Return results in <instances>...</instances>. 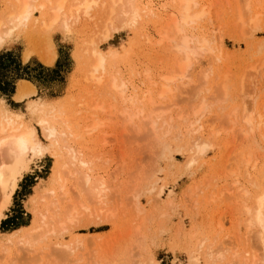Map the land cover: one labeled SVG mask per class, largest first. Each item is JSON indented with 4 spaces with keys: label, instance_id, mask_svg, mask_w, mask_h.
I'll return each mask as SVG.
<instances>
[{
    "label": "rangeland",
    "instance_id": "obj_1",
    "mask_svg": "<svg viewBox=\"0 0 264 264\" xmlns=\"http://www.w3.org/2000/svg\"><path fill=\"white\" fill-rule=\"evenodd\" d=\"M195 1L202 16L188 34L208 39L212 52H200L186 77L177 74L184 57L173 46L180 38L168 39L174 29L168 21L179 14L170 0H142L153 15L106 41L102 36L116 15L110 16L109 0L88 14L73 10L68 32L60 24L51 33L43 26L49 40L36 13V26L20 28L0 49V90L8 91H0V100L34 125L47 147L30 158L10 204L0 209V264H205V252L196 247L202 238L223 251V260L211 264H264L258 229L246 226V210L264 187V12L258 10L264 0ZM43 38L55 47L52 65L41 61L48 47ZM92 48L106 58L101 84L87 73L96 60ZM165 76L174 78L166 83ZM112 77L125 83L127 96L134 95L132 105L111 92ZM22 81L35 93L16 101ZM32 101L62 111L74 135L69 143L90 162L93 185L104 188L102 200L82 189L80 169L71 177L61 173L55 163L59 150L41 135ZM145 116L160 117L158 130L150 129ZM246 117L253 118L252 126ZM193 123L202 127L199 133H192ZM196 135L209 144L200 154Z\"/></svg>",
    "mask_w": 264,
    "mask_h": 264
},
{
    "label": "bare ground",
    "instance_id": "obj_2",
    "mask_svg": "<svg viewBox=\"0 0 264 264\" xmlns=\"http://www.w3.org/2000/svg\"><path fill=\"white\" fill-rule=\"evenodd\" d=\"M3 1H4V8H3L2 12H0V49L3 48L10 41V39L13 37L15 32L20 30V28L25 27L27 25H30L32 23H33V26H36V24L34 25V18H33L36 13L41 14L42 20L41 21L39 20L42 24L41 28L44 29V27H45L46 29L50 30L52 27H55V25L60 24L58 26L62 27V30L64 29L65 30L64 32H66L68 29H70L69 24H71L70 21H71V19H73V15L76 16L77 13L80 11L83 12L84 14H88L92 10L93 6L95 4H97L98 2L103 1L105 3V0H3ZM72 1H74L76 3L72 2ZM170 1L174 2V6L179 9V14L177 15V17L175 16V17L171 18L170 21H168L174 28L171 39L169 37H168V39L172 40V41L174 40V42H176L175 41L176 40L175 34H177L180 38L177 40V42H179V43L176 42V45L173 46L174 49H176V51L179 54L181 53L182 54L181 56L184 57V58H182L183 60L181 59L182 61L180 60V63L178 65L177 74L183 75L186 77L187 76L186 74L189 72V70H191V66L193 64V59L200 52L201 53H211L212 49L209 46V44H207L208 39L202 40L203 37H200V38L198 37L200 39V40H198V38L191 36V33L188 34V31L190 29L192 30L196 27V24H197L196 22L198 20H200V18L202 16L201 12L196 11V5H197L196 1L195 0H170ZM107 3H106V5H107ZM109 5L111 6L110 9L108 8L109 12L111 11L110 16H113L114 14H116L118 19H119L118 20L117 17H115L116 15H114L112 20L113 19L115 20V18H116L119 22H118V24H116L115 21H117V20H115L114 21L115 25H114L112 20L111 21L109 20V19H111V17L108 18V20H109L108 25H107L108 29L105 32L106 34L104 33L102 36V38L104 37V39H103L104 41L110 39L113 33L121 31L125 28L130 27V28H132V30H133V28H134V30H136V28L138 27L137 24L140 23L139 19L141 18V16L143 17V15H144V17L145 16L150 17L153 15V8L151 7V5L149 3L148 4L143 3L142 0H109ZM107 7H109V6H107ZM73 10L77 13L72 14ZM258 10L260 12H264V5L260 4ZM248 12H249V14H253L254 17L257 16V15H255L256 11L248 10ZM248 21L252 22L251 20H248ZM35 23H36V21H35ZM68 26H69V28H68ZM37 27H40V23H39V25H37ZM41 28H39V29L41 30ZM46 29H44L45 32L47 31ZM40 32H43V30H41ZM47 32L44 36L47 35ZM50 33H51V30H50ZM44 38H43V40H41V43L43 41H45L44 43H46L49 40L48 35H47L48 40L44 39ZM164 38L165 37L162 36L159 39L158 43H161ZM47 45H48V47H46L47 50L45 49V52L40 55V58H41V61L43 62V64L52 65L54 60H55V57H56V50H55L54 45L50 41L47 42ZM43 46H46V45L42 44V47ZM43 48H45V47H43ZM92 50H93V48H92ZM91 53H93L91 55L92 57H93V55L96 56V60H94L95 57L92 58L94 60V64H92L93 65L92 68L90 66V68L92 69V72L88 71L87 73L88 74L91 73L90 78L92 80L96 81L98 84H101V83H103L102 75L104 72H106L105 71V69H106L105 67L107 64L106 58H105L104 54L101 53L100 51L93 50V52H91ZM91 53H89V55ZM29 55H30V53H26L24 57L27 59ZM93 60L91 61V63L93 62ZM101 73H102V75H101ZM88 76H90V74ZM173 78L174 77L165 76L163 78V80L167 83V82L173 80ZM110 81H111L110 88L112 90L111 92L118 94L119 100L121 98L122 101L121 100L120 101L122 103H125V104L128 103V106H129V104L132 105V101L134 100V99L132 100V98L134 95H131L132 96L131 97V96H127L125 94L126 93L125 89L127 87L125 85V83L124 82L119 83L118 80L116 78H113V77ZM22 82H23V84H20L18 86L16 93L14 95V99L16 101H22L25 98H27L30 95H33L35 93L34 86L31 83H29L28 81H22ZM108 87H109V85H108ZM165 87H167V86H165ZM164 92L161 91L159 95H163ZM200 107H199V109H200ZM129 108L130 107H126V109L122 108L121 110H118V111L120 114L125 115L126 112H128L127 109H129ZM30 109H31V112L36 115L35 116V122H36L37 127L40 128L41 135L46 140L55 144V146L59 150V155L56 156L55 163L57 164V167L58 166L61 167L60 168L61 173H63L62 171H65L68 174H70L71 172L73 174L74 171H76V174L79 173V175L81 176V179L80 178L79 179L82 180V182H83V185H82L83 188L82 189L85 190V192H88L90 194V196L95 195V197L94 196H92V197L99 201L101 198L100 196L102 195L101 193L103 192L104 188H103V186L101 187L100 184H99L100 186H98V185L96 186L95 185L96 182L93 185V182L95 181V179H93L94 181H92L91 174H88V171H90V167H89L90 162L88 163V161L84 160L83 159L84 157L82 158V153L79 152V150H76L74 148L76 146H73L70 144L71 143V136L73 138L74 135L72 134V130L69 128V125L66 124V122H65L66 120H63L62 111H56V110H54V108L52 107L51 104H47L44 102H38V101H32L30 103ZM59 109H61V108H59ZM195 113H198V111H196ZM159 118L160 117L153 119L150 116L143 117L144 120H147L148 126L150 127V129L154 130V131L156 129L155 128L156 121ZM245 121H246V123H248V125H251V123H254L252 117H250V118L246 117ZM189 123H190V121H189ZM194 124L195 123L189 124V125L194 126ZM196 125L197 124H195L196 129H194L193 132L190 130L191 126L189 127L188 130H190L192 133H199L200 129L202 127L201 126L197 127ZM168 127L170 128V126H168ZM248 127H250V126H248ZM254 127H251V128H254ZM171 128H172V126H171ZM171 128H170V130H171ZM159 129H161V128H159ZM156 130H158V128ZM167 130H169V129L167 128L165 133H167ZM154 131H153V133H154L153 137L156 138L157 135H156V132H154ZM159 131H161V130H159ZM164 131H163V133H164ZM164 134H162V136ZM168 134H170V133H168ZM199 136L201 137V140L199 139ZM199 136L196 135L195 141L197 142L200 140L201 142H197V143L195 142V144L197 145V146L195 145V147L198 148L197 152L200 154L199 150L201 152H203L206 149V147L209 146V144H207V143H205V141H203L202 135H199ZM178 137H180V136H177V138ZM159 138L160 137H158L157 139H159ZM69 139H70V141H69ZM157 139H156V141L158 142ZM165 139H167V138H165ZM172 139L174 140V138H172ZM72 140H74V139H72ZM73 144L75 145V143H73ZM161 144H163V145H161V147L163 146L162 147V149H163L164 148L163 141ZM159 145H160V143H159ZM166 145H168V144L165 143V147H167ZM46 149H47V147L43 146L40 139H39V135H38V131H37L36 127L34 125H31V124L25 122L24 120H21L18 115H16L15 113H12L9 109H7L5 106H3L2 101L0 100V209L4 210V208H6L10 204L11 197H12V195H13L16 187H17V183H18L19 179L22 177L23 173L27 170V168L29 166V162L31 161L30 158L42 156L46 152ZM164 149L168 150L169 148H167V149L164 148ZM60 163H61V165H60ZM70 168L73 169V171H70ZM76 169H80L81 171H78V173H77ZM69 176L71 177L72 175L70 174ZM76 179H77V177H76ZM78 182H79V180H78ZM82 182L80 184H82ZM152 185H153V187H155L154 183H152ZM58 186H59V184H58ZM63 188H64V185L62 184L60 186V190H64ZM101 188H103V189H101ZM160 191L161 190H159V192ZM50 192H52V190H49V193ZM58 192H59V189H58ZM53 193L54 192H52L50 194L52 195ZM65 193H66V191L63 194H65ZM103 194H104V192H103ZM158 194L159 193H157V196H158ZM255 197H256V199H255V203H254V208L246 210V212L250 214V219H249V221H247L250 224L248 223L249 225H246V226L248 228L250 226V227H256L258 229L257 240L261 243L263 250H264V187L257 192V195ZM102 199L103 198H101V200ZM51 204H55V202L54 203L52 202ZM71 209L74 210L75 208H70V211H72ZM71 213H70V216H71ZM39 215H40V213H39ZM40 216H41L42 220H44L46 218L45 214H41ZM49 217L51 219V216H49ZM68 217H69V215L65 216V218H68ZM0 220H1V215H0ZM73 220H75V219H73ZM62 221H64V220H62ZM42 222H44V221H41V223ZM61 223L63 224L64 222H61ZM44 226H45V224H44ZM29 227L30 226L20 228V229L16 230L15 232H19L21 230H26ZM36 230H38V229H36ZM134 230L136 231L137 229L135 228ZM53 233H54V231H53ZM137 233H138V231H137ZM194 234H193V237H194ZM25 236H27V235H25ZM25 236H24V238H25ZM20 241H22V239L21 240L18 239V242H20ZM205 241H206V239L202 238L201 240H198V242H196V244H197L196 247L199 250H203L205 252L204 253L205 254V262H206L205 264H211V263L215 262L216 260H218V261L221 260L223 251L216 250L215 248H214L215 249L214 250L213 249V247H214L213 241H212V243H208V244H206ZM207 242H208V240H207ZM62 246H64V245H62ZM59 247H60V245H59ZM65 248L68 251V247L66 246ZM60 249L63 250V248H60ZM198 249H195V250H198ZM93 252L95 253V251H93ZM240 252H237V253L240 254ZM230 258L232 259V257H230ZM242 261H244V260H242ZM103 263L105 264V262H103ZM152 263H155V262L153 261ZM242 263L243 262H241V264Z\"/></svg>",
    "mask_w": 264,
    "mask_h": 264
},
{
    "label": "trees",
    "instance_id": "obj_3",
    "mask_svg": "<svg viewBox=\"0 0 264 264\" xmlns=\"http://www.w3.org/2000/svg\"><path fill=\"white\" fill-rule=\"evenodd\" d=\"M1 92H3V94H6V93H8V91H6L5 89H3V90H0ZM26 225H28V224H26ZM20 227V226H19ZM18 228V227H17ZM16 229V228H15Z\"/></svg>",
    "mask_w": 264,
    "mask_h": 264
}]
</instances>
